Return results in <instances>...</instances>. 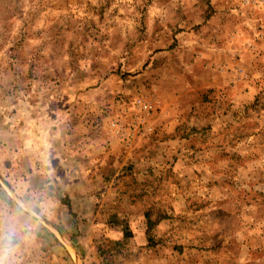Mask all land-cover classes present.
Instances as JSON below:
<instances>
[{
  "label": "rangeland",
  "instance_id": "rangeland-1",
  "mask_svg": "<svg viewBox=\"0 0 264 264\" xmlns=\"http://www.w3.org/2000/svg\"><path fill=\"white\" fill-rule=\"evenodd\" d=\"M11 264H264V0H0Z\"/></svg>",
  "mask_w": 264,
  "mask_h": 264
},
{
  "label": "clouds",
  "instance_id": "clouds-1",
  "mask_svg": "<svg viewBox=\"0 0 264 264\" xmlns=\"http://www.w3.org/2000/svg\"><path fill=\"white\" fill-rule=\"evenodd\" d=\"M14 247V230L0 228V264H11Z\"/></svg>",
  "mask_w": 264,
  "mask_h": 264
}]
</instances>
